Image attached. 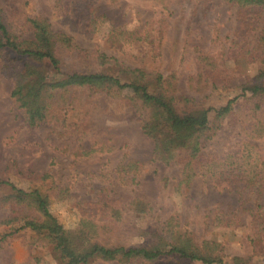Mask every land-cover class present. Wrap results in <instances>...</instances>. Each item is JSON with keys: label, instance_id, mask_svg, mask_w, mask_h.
Returning <instances> with one entry per match:
<instances>
[{"label": "rangeland", "instance_id": "1", "mask_svg": "<svg viewBox=\"0 0 264 264\" xmlns=\"http://www.w3.org/2000/svg\"><path fill=\"white\" fill-rule=\"evenodd\" d=\"M87 6L105 19L96 34L83 27ZM0 8L9 15L15 35L23 39L32 37L27 20L45 18L54 32L73 37L80 48L103 52L124 67L165 77L173 74L175 95L205 108L218 109L238 98L203 153L222 156L230 147L242 145L244 153L264 157V137L256 133L248 111L251 103L240 88L256 76L259 64L239 56L246 49L264 51V12L240 27L237 9L219 0H85L65 12L56 10L54 0H0ZM113 28L147 35L148 41L144 46L122 47L108 39ZM65 64L68 67L71 61ZM82 68L101 71L90 64ZM44 75L53 78L52 70ZM12 89L13 80L0 72V179L23 190L51 192L50 211L66 230L76 229L84 219L101 221L100 201L107 198L126 211L115 242L121 238L124 244H141V231L156 230L177 214L182 229L197 242L218 243L225 262L243 258L242 264H264V245L260 249L253 242L260 194L244 188L245 182L235 186L201 177L179 188L180 166H165L152 158L153 142L141 131L140 118L128 105V92L119 98L70 92L65 104L52 100L46 122L29 126L11 98ZM46 174L49 179L41 181ZM7 192L0 187V197ZM136 199L149 204V215L128 211ZM218 211L234 216L230 226L211 228L208 218ZM27 214L23 208L0 206V221ZM21 225L0 226V239L10 235L0 241V264H61L52 248L37 243L35 233L15 232ZM155 264L190 263L162 259Z\"/></svg>", "mask_w": 264, "mask_h": 264}, {"label": "trees", "instance_id": "2", "mask_svg": "<svg viewBox=\"0 0 264 264\" xmlns=\"http://www.w3.org/2000/svg\"><path fill=\"white\" fill-rule=\"evenodd\" d=\"M54 1L56 10L65 12L85 0ZM219 1L237 9L240 27H245L257 12H264V0ZM26 22L32 37L23 39L15 35L9 15L0 8V72L13 80L11 98L29 126H40L46 122L53 110L52 100L58 98L57 103L65 104L70 92L81 91L87 98L101 95L119 98L128 92V105L139 116L143 134L153 142L152 158L165 166H180L179 188L200 177L205 182L217 179L235 186L245 182L244 188H255V192L260 194V202L258 199L253 216L252 224L256 231L253 242L261 249L264 245V157L244 153L242 145L230 147L222 156L203 153L221 121L233 112V104L238 98L229 100L218 109L205 108L201 103L195 104L191 99L175 95L173 74L165 77L160 72L124 67L103 52L80 48L73 37L54 32L45 18L35 17ZM104 22L103 17L90 11V6L86 7L82 22L84 29L96 34ZM108 39L122 47L144 46L148 41L147 35L120 28H113ZM239 54L259 64L256 76L240 88L241 96L251 103L248 111L261 139L264 137V51L258 54L253 48ZM67 61H71L68 67L65 66ZM88 64L98 66L101 71H84L82 66ZM46 70H52L53 78L45 77ZM216 81H213V87H217ZM57 114H61L60 109ZM48 179V174L41 177V181ZM0 187L8 189L0 197L1 207L8 204L28 212L25 216L12 215L0 221V226L21 222L15 232L30 230L35 233L37 243L52 248L61 264H91L97 260L155 264L162 259L190 264H229L224 261L225 256L218 243L208 240L197 242L191 232L182 229L177 214L162 222L156 230L141 231L143 243L129 245L124 244L121 238L116 242L113 240L122 234L121 226L126 215L118 201L107 198L100 201L101 221L84 219L76 229L66 230L50 211L51 192L23 190L6 179H0ZM129 207V212L139 215L151 212L149 204L140 199L130 202ZM233 220L231 214L218 211L211 219L208 218V223L214 229L228 227ZM7 236L10 235L1 239ZM243 262V258H234L231 264Z\"/></svg>", "mask_w": 264, "mask_h": 264}]
</instances>
